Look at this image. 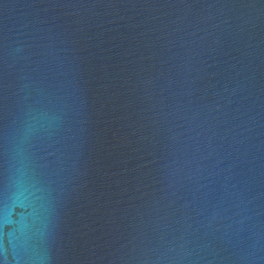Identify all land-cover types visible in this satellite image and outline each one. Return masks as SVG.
<instances>
[{
    "label": "water",
    "instance_id": "1",
    "mask_svg": "<svg viewBox=\"0 0 264 264\" xmlns=\"http://www.w3.org/2000/svg\"><path fill=\"white\" fill-rule=\"evenodd\" d=\"M0 264H264V0H0Z\"/></svg>",
    "mask_w": 264,
    "mask_h": 264
}]
</instances>
